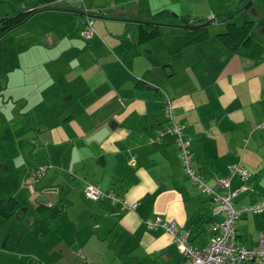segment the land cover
Listing matches in <instances>:
<instances>
[{"label":"crops","instance_id":"obj_1","mask_svg":"<svg viewBox=\"0 0 264 264\" xmlns=\"http://www.w3.org/2000/svg\"><path fill=\"white\" fill-rule=\"evenodd\" d=\"M191 1L55 0L51 7L60 9L25 22L43 13L45 26L24 23L0 37V66L12 60L0 74L14 114L8 122L0 114V264H183L172 236L147 226L156 216L184 227L193 245L208 243L223 213L185 174L175 136L157 137L162 90L204 182L221 193L243 187L236 207L264 195V32L231 49L218 36L226 25L215 11L208 15L215 30L160 26L144 34L148 24L130 21H149L161 9L192 18L181 6ZM84 5L101 9L87 40L79 33ZM197 14L194 23L204 22ZM7 148L10 155L1 153ZM234 162L247 178L229 174ZM30 184L61 191V199L51 209L35 203ZM88 184L103 195L87 199ZM235 230L239 243L256 246L264 210L242 213Z\"/></svg>","mask_w":264,"mask_h":264},{"label":"built area","instance_id":"obj_2","mask_svg":"<svg viewBox=\"0 0 264 264\" xmlns=\"http://www.w3.org/2000/svg\"><path fill=\"white\" fill-rule=\"evenodd\" d=\"M94 11H96V7ZM84 13L86 19L79 33L87 40L96 34V31L93 27V19L90 16L93 14L86 10H84ZM212 18L213 16H210V19ZM162 93L164 121L157 137L165 133L175 136V144L185 174L202 193L209 195L210 199L215 202L214 213L222 212L223 215L208 243L203 247L190 243L187 239L188 231L184 227L178 226L173 220L156 216L153 220H145L147 226H160L172 236L173 241L182 254L183 264H252L253 261H256L257 264H264V237L260 236L256 246L246 248L237 241L235 230V220L242 213H258L264 210V195H261L260 199L256 202L236 207L234 198L242 191L243 187L222 193L209 187L204 182L203 175L191 165L192 152L190 141L184 136V126L173 118L171 99L166 92L162 91ZM261 127H264V122H262ZM44 169L41 168L39 171L42 172ZM228 169L230 175L237 173L242 178H247L249 175V172L236 162L228 165ZM228 182L229 179L225 177L220 180V186H226ZM83 194L87 199L95 201L103 195V192L97 185L88 184L83 189ZM123 204L124 207L133 208L135 206V202L128 204L123 201Z\"/></svg>","mask_w":264,"mask_h":264},{"label":"trees","instance_id":"obj_3","mask_svg":"<svg viewBox=\"0 0 264 264\" xmlns=\"http://www.w3.org/2000/svg\"><path fill=\"white\" fill-rule=\"evenodd\" d=\"M55 0H0V10L6 9L0 15V35H2L8 29L24 22L27 17L35 10L51 7ZM137 0H112L115 5H124ZM7 5H11L13 8L8 9ZM5 6V7H2ZM96 11L101 13V9L96 7ZM182 15H176L175 13L162 9L152 14L150 21L154 24L141 25L140 30L142 33H155L157 28L160 27L158 23H168L169 20L175 18H182ZM170 22V21H169ZM156 23V24H155ZM251 22L247 21L241 27L229 25V30L223 33H219L220 40L231 49H234L240 44H246L251 40ZM19 27V26H18ZM181 31V30H180ZM196 31V30H192ZM187 33L186 31H183ZM6 200V199H5Z\"/></svg>","mask_w":264,"mask_h":264},{"label":"rangeland","instance_id":"obj_4","mask_svg":"<svg viewBox=\"0 0 264 264\" xmlns=\"http://www.w3.org/2000/svg\"><path fill=\"white\" fill-rule=\"evenodd\" d=\"M87 1H91V0H87ZM105 1H107V3L108 4H110V2H111V0H102V2H105ZM163 1L165 2V3H170V1H173V2H175V0H140V4L141 5H146V4H149L151 7L152 6H154L155 4H160V5H162L163 4ZM178 1H183V0H177V4H174L175 5V7L177 6V5H179L178 4ZM96 2H98L99 3V0H96ZM180 3H182V2H180ZM235 3H236V0H192L191 2H188V3H182L181 4V6L183 5L184 7H185V9L186 10H183V11H185V12H187V10H191V12H187V13H191V17H198V16H196V15H198L197 13H200V16L201 17H199L200 19H203V20H205V21H207L208 20V15L209 14H211L212 12H214L215 11V13L217 14V15H224L225 13H227V11H226V9L225 8H228V9H230L231 11L233 10V8H234V6H235ZM172 5V4H171ZM2 7H5V6H2ZM183 7V8H184ZM7 8L8 9H11V8H13L11 5H7ZM220 9H223L224 10V12H217V11H219ZM6 10V9H5ZM4 9H2V10H0V15L5 11ZM162 10V9H161ZM169 10H171V9H169ZM244 12H247L246 10H244L243 12H241L242 14H245ZM237 14V15H235L234 16V20L235 19H238V20H241L242 21V14ZM43 13H39V14H36V15H34L32 18H31V20L29 21V22H27V23H25L24 24V26L25 27H28V26H31L33 23H35V22H38V23H41L39 26H45V21H44V17H45V15H42ZM41 17H42V19H41ZM241 18V19H240ZM94 21V20H93ZM204 21V22H205ZM216 24H218V23H216ZM217 26H220V25H217ZM222 26V25H221ZM93 27H94V29H95V31H97L96 30V28H95V26L93 25ZM215 24H210V26H209V28L212 30V29H214L215 30ZM7 33H9V32H7ZM7 33H5L4 35H3V37L7 34ZM98 33V32H97ZM94 35H96V34H94ZM10 36V34H8L7 35V37H9ZM100 36V35H99ZM2 44V45H1ZM5 45V43H0V47H2V46H4ZM2 55H3V50L0 48V61H1V57H2ZM10 64H12V60L11 61H9L7 64H4L3 66H0V73L2 72V70L3 71H5V73L6 74H4V76H7V74L9 73V71H10V69H11V65ZM3 73V72H2ZM5 79H6V77H5ZM2 80H4V77H3V75H1L0 74V114H1V116L5 119V121L6 122H8V120L10 119V118H12L13 116H14V114L12 113V107H13V105H12V103L11 102H13V101H11L10 100V102H8L9 100H8V92L7 91H4V88H3V81ZM2 92H4V94H5V103L4 104H2V102H4L3 101V98H2V96H1V94H2ZM9 128V126H8V123H7V129ZM5 129H6V126H5ZM4 129V130H5ZM9 130V129H8ZM10 133V131H5L4 132V136L5 137H7L8 136V134ZM5 142H7V141H5ZM31 146V145H30ZM0 150H2V149H0ZM1 153H3V154H5V155H10L11 154V152H10V148H7L5 151H3V152H1ZM1 165V164H0ZM30 186V189H31V187H32V185L30 184L29 185ZM25 207V206H24Z\"/></svg>","mask_w":264,"mask_h":264},{"label":"flooded vegetation","instance_id":"obj_5","mask_svg":"<svg viewBox=\"0 0 264 264\" xmlns=\"http://www.w3.org/2000/svg\"><path fill=\"white\" fill-rule=\"evenodd\" d=\"M81 2V0H80ZM96 6H83L82 9L91 12L92 14H100L99 12L94 11ZM91 9V10H90ZM244 10H246L247 12H244L245 14H242L241 12H243ZM242 14V21L235 19L234 20V16L237 14ZM234 14V15H233ZM178 15V14H176ZM224 15H233V17H231L229 20L225 21V31L229 30V25H234V26H238L241 27L245 24V22L249 21L251 22L253 28H251V38H252V32L254 30H256L255 32L260 34V32H264V0H236L235 6L233 8V10L225 13ZM183 16V15H182ZM213 16V15H210ZM210 16L208 17V20H215L216 18L213 16L212 19H210ZM184 17V16H183ZM182 17V18H183ZM224 16H222L223 19ZM187 18V17H185ZM197 17H192V18H187L191 23L193 24H197L194 23ZM241 19V18H240ZM150 21V20H149ZM168 23H174V24H179L181 23V19L180 18H175L172 21H168ZM202 23V22H201ZM169 27V26H168ZM171 28H175V27H171ZM178 29L179 31H185L188 29H180V28H175ZM192 31V30H190Z\"/></svg>","mask_w":264,"mask_h":264},{"label":"water","instance_id":"obj_6","mask_svg":"<svg viewBox=\"0 0 264 264\" xmlns=\"http://www.w3.org/2000/svg\"><path fill=\"white\" fill-rule=\"evenodd\" d=\"M79 3L80 2H74L73 5L74 6H78ZM48 9H60V8L44 7V8L37 9V10L33 11L27 17V19L24 22H22L20 24H17L16 26L8 29L2 35H0V37H2L8 31H10V30H12V29H14V28H16V27L24 24L29 19V17L31 15H33L34 13H37V12H40V11H43V10H48ZM72 11H75V10H72ZM233 15H224L223 19H220V21L221 22H225V21L229 20L231 17H233ZM90 16L92 17V19L94 18V15H90ZM217 16L219 17L220 15H217ZM130 21H134V22H137V23H144V24H148V23L149 24H154V22H151V21H142V20H139V19H132ZM158 24L160 26H167V27L169 26V27H175V28H180V29L196 30V29H199V28L207 27L210 24V21H206V22H202V23H198V24H193L187 18L183 17V18H181V23H179V24H174V23H158ZM36 172H38V171H36ZM36 172H33V174L36 173ZM45 187H50L51 188L52 185H46ZM44 189H47V188H44V187L37 188L36 185H34V186L31 187L30 191H31V193H38L37 198L34 199L35 203H39L40 201H42L44 204H47L48 205V208L49 209H51V208H53V204H55L58 200L61 199V196H60L61 191L60 192L43 191ZM25 210H26V207L20 209L18 216L21 217ZM24 221H26L25 223L28 224V223L31 222V218L26 217Z\"/></svg>","mask_w":264,"mask_h":264}]
</instances>
